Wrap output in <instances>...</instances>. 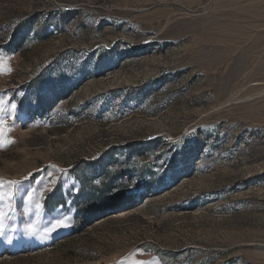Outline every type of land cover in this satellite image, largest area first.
Here are the masks:
<instances>
[{
	"label": "rangeland",
	"instance_id": "obj_1",
	"mask_svg": "<svg viewBox=\"0 0 264 264\" xmlns=\"http://www.w3.org/2000/svg\"><path fill=\"white\" fill-rule=\"evenodd\" d=\"M0 99V264H264V0H0Z\"/></svg>",
	"mask_w": 264,
	"mask_h": 264
},
{
	"label": "snow or ice",
	"instance_id": "obj_2",
	"mask_svg": "<svg viewBox=\"0 0 264 264\" xmlns=\"http://www.w3.org/2000/svg\"><path fill=\"white\" fill-rule=\"evenodd\" d=\"M9 70H10V69H9ZM4 104H5V101L2 100V99H0V111L3 110V106H4ZM11 108H12L13 110H15V109L17 108V105H16V104H12V105H11ZM5 125H6V121L3 120V119H0V128H2V132H3V130H4V126H5ZM2 132H0V133H2ZM31 175H32V174H30L28 178H30ZM8 183H9V184H12V185H16V184H18V183H20V182H19V181H9ZM28 199L31 200V195L28 196ZM37 207L39 208V207H41V205L37 204ZM56 226H57V227L61 226V222H60V221H57V225H56ZM64 226H68V225H64ZM143 264H147V262H143Z\"/></svg>",
	"mask_w": 264,
	"mask_h": 264
}]
</instances>
